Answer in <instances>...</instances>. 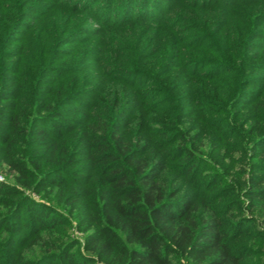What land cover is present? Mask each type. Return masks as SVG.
Listing matches in <instances>:
<instances>
[{"label": "rangeland", "instance_id": "rangeland-1", "mask_svg": "<svg viewBox=\"0 0 264 264\" xmlns=\"http://www.w3.org/2000/svg\"><path fill=\"white\" fill-rule=\"evenodd\" d=\"M103 129L264 264V0H0V264L84 252L77 191L98 197L117 166ZM44 153L40 171L14 165ZM54 175L66 189L36 188Z\"/></svg>", "mask_w": 264, "mask_h": 264}, {"label": "trees", "instance_id": "trees-1", "mask_svg": "<svg viewBox=\"0 0 264 264\" xmlns=\"http://www.w3.org/2000/svg\"><path fill=\"white\" fill-rule=\"evenodd\" d=\"M37 131L42 138L48 135L43 129ZM98 133L100 138L94 144L98 146L99 160L117 166H113L108 176L107 189L98 197L89 199L90 192L77 191L81 219L89 221L92 231L85 237L84 252L73 251L76 246L73 243L54 255L53 260H58L55 264H177L176 257L188 258L195 264H245L246 255L233 243L236 237L219 227L217 219L206 222L202 228L193 215L196 210L193 201L179 206L167 200V192L157 175L147 173L141 164L145 161H133L128 151H114V146L119 148L121 144L117 130L108 133L103 129L97 130ZM40 158L28 157L14 165L22 175L26 174L28 163L40 171V162L49 160L48 153ZM72 161L70 157L64 159L66 164ZM134 170L142 177L140 183L133 177ZM66 183V178L54 175L40 178L35 185L37 189L48 186L66 189ZM88 200L93 201L94 212ZM27 206L28 213L39 221L43 210L36 209L32 203ZM46 225L48 222L40 226ZM17 230L16 234L23 229Z\"/></svg>", "mask_w": 264, "mask_h": 264}]
</instances>
